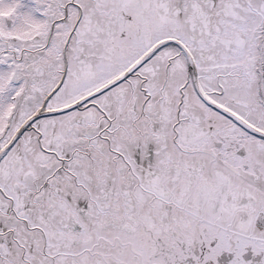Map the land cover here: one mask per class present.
<instances>
[{"label":"snow or ice","instance_id":"obj_1","mask_svg":"<svg viewBox=\"0 0 264 264\" xmlns=\"http://www.w3.org/2000/svg\"><path fill=\"white\" fill-rule=\"evenodd\" d=\"M0 264H264V0H0Z\"/></svg>","mask_w":264,"mask_h":264}]
</instances>
